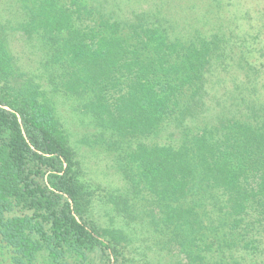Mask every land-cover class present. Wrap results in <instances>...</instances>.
Instances as JSON below:
<instances>
[{
  "label": "trees",
  "instance_id": "obj_1",
  "mask_svg": "<svg viewBox=\"0 0 264 264\" xmlns=\"http://www.w3.org/2000/svg\"><path fill=\"white\" fill-rule=\"evenodd\" d=\"M222 1L201 0L187 43L150 13L116 20L87 0H32L11 30L40 36L44 64L62 69L55 91L80 99L110 136L144 139L181 122L180 144L141 142L126 155L132 192L159 208L164 245L188 264H226L238 251L264 264V73L236 19L252 6L260 23L264 0H231V18ZM216 20L225 28L207 26ZM13 61L0 30V264H141L94 217L98 205L125 212V197L86 177L54 106ZM217 232L233 240L224 249Z\"/></svg>",
  "mask_w": 264,
  "mask_h": 264
},
{
  "label": "rangeland",
  "instance_id": "obj_2",
  "mask_svg": "<svg viewBox=\"0 0 264 264\" xmlns=\"http://www.w3.org/2000/svg\"><path fill=\"white\" fill-rule=\"evenodd\" d=\"M93 5L99 7L101 12L112 19L124 20L133 15L148 14V23L161 25L171 29V36H175L182 42H186L194 36V24L196 18H201L200 14L205 10L200 7L201 0H87ZM226 5L224 8L225 16L233 17L234 8L231 0L222 1ZM196 8H192L194 4ZM264 1L261 2L263 5ZM32 4V0H0V30L5 37L6 46L13 62L18 68L19 73H24L26 78L31 79L44 91V96L48 98L55 108V112L63 124L71 146L81 163L86 177L92 180L96 185L103 188L106 192L125 197V212L119 214L110 205H96L94 207V217L106 228L114 229L125 235L127 247L136 255L141 264H188V260L182 253L179 246L168 242L169 235L166 230L160 227L155 228L154 223L159 217V208L155 205L152 198L145 192L134 194L131 190V184L128 183V166L126 155L138 143L144 142L148 145L154 144H180L183 140L181 122L165 125L159 132L144 139H121L110 136L108 132L96 128L90 115L80 110V99L73 95L57 93L54 89L55 82L58 80L60 67L52 68V64L45 65V61L50 59L46 55L44 48L46 44L42 42L39 35H35L32 30L29 34L23 31L11 30L16 23L13 15L21 12L25 21L31 15L27 8ZM241 8L244 5H241ZM260 13L261 7H257ZM255 10V9H254ZM219 10L214 9L213 12ZM251 9H244V12H237V20L242 23V27L247 30L243 42L244 48L247 47L251 59L259 60L256 64L258 70L264 73V17L258 21V13H252ZM200 12V13H199ZM159 13V14H158ZM249 13V15H248ZM220 14V13H219ZM219 14H214L220 16ZM202 15V14H201ZM158 17H163L161 21ZM13 19V20H12ZM6 20H12L6 28L3 24ZM217 20H223V17ZM215 21L209 27L225 28L220 21ZM142 21V19H141ZM214 21V20H213ZM199 25V23H195ZM259 31V32H257ZM170 35V34H169ZM172 37V38H173ZM133 176V174H131ZM124 199V198H123ZM152 217L155 222H152ZM213 237L225 245L232 239H227L222 233H212ZM236 258H232L226 264H232V261H238L237 258H243L244 264H249L250 255L242 257L240 251L235 253ZM240 264V263H239Z\"/></svg>",
  "mask_w": 264,
  "mask_h": 264
}]
</instances>
